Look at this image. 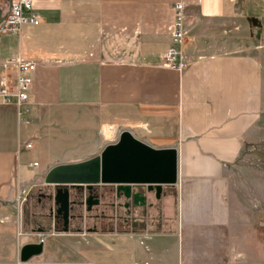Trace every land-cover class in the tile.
<instances>
[{
    "label": "crops",
    "instance_id": "crops-1",
    "mask_svg": "<svg viewBox=\"0 0 264 264\" xmlns=\"http://www.w3.org/2000/svg\"><path fill=\"white\" fill-rule=\"evenodd\" d=\"M32 1L39 22L0 37L10 90L15 68L3 60L36 64L24 110L14 95L0 101V264H20L21 245L61 228L51 197L58 188L80 201L59 235L94 240L82 244L83 259L264 264L252 197L263 187L241 161L264 132V0ZM178 1L189 60L182 71L161 64ZM123 130L175 150V182L158 199L147 192L151 205L117 208L124 197L99 184V203L88 207L84 187L44 183L51 167L99 154Z\"/></svg>",
    "mask_w": 264,
    "mask_h": 264
},
{
    "label": "water",
    "instance_id": "water-1",
    "mask_svg": "<svg viewBox=\"0 0 264 264\" xmlns=\"http://www.w3.org/2000/svg\"><path fill=\"white\" fill-rule=\"evenodd\" d=\"M9 0H0V22ZM176 179V154L173 148H154L135 138L128 130L120 132L118 139L105 145L99 154L88 159L51 167L44 175V183L56 186H80L88 192L84 204L90 207L99 200L92 194L96 185H114L115 196L124 197L133 206L146 204L147 192L158 199L163 185ZM61 212L64 225L69 219V194L67 189H56L51 195ZM67 228H64L66 231ZM43 251V242H30L20 246L19 261Z\"/></svg>",
    "mask_w": 264,
    "mask_h": 264
},
{
    "label": "built area",
    "instance_id": "built-area-1",
    "mask_svg": "<svg viewBox=\"0 0 264 264\" xmlns=\"http://www.w3.org/2000/svg\"><path fill=\"white\" fill-rule=\"evenodd\" d=\"M32 0H10L9 7L0 22V37L4 34H19L22 25L26 23L36 24L39 22L37 15L30 13L32 10ZM184 6L183 2L178 1L173 4V22L171 26V43L163 53L161 64L163 66L182 71L188 65V58L182 51V43L185 36L184 31ZM2 66L13 65L15 68V78L13 90L9 89L8 79L4 74L0 75V101L6 103L10 96L14 95L16 104L21 113L25 108L32 85V72L35 62L25 60L21 57L3 60ZM30 147L31 144H25ZM36 162L32 164L35 166ZM39 241L43 242V238Z\"/></svg>",
    "mask_w": 264,
    "mask_h": 264
},
{
    "label": "rangeland",
    "instance_id": "rangeland-1",
    "mask_svg": "<svg viewBox=\"0 0 264 264\" xmlns=\"http://www.w3.org/2000/svg\"><path fill=\"white\" fill-rule=\"evenodd\" d=\"M262 131V130H261ZM241 161L244 163L249 178L254 185L259 184L263 187V194L258 197L252 195L254 204L257 206L258 217L260 222L259 238L264 251V132L262 131L259 138L252 140L245 147ZM48 186V185H47ZM260 188V187H259ZM255 197V198H254ZM258 198V200H255ZM63 227L58 226L56 232L47 234L46 236L38 235L34 239L36 242L43 238V251L35 256L30 257L20 264H100L106 261V257L95 259L96 262L83 259L81 256L82 244L87 247L86 242H94L88 233L83 237L77 233H61ZM91 246V244H88ZM99 247H102L101 245Z\"/></svg>",
    "mask_w": 264,
    "mask_h": 264
},
{
    "label": "flooded vegetation",
    "instance_id": "flooded-vegetation-1",
    "mask_svg": "<svg viewBox=\"0 0 264 264\" xmlns=\"http://www.w3.org/2000/svg\"><path fill=\"white\" fill-rule=\"evenodd\" d=\"M94 190H95V188L93 189V191H92V194L94 195ZM94 196H96V195H94ZM97 197V196H96ZM116 197V196H115ZM122 197V196H121ZM121 197H119V198H121ZM117 198V197H116ZM123 199H125V198H123ZM80 203V201H78L77 199H74V200H69V218H70V216H72V215H74L75 213L74 212H71L72 211V207H71V205H77V204H79ZM110 204H112V205H114V203L113 202H111ZM147 205H151V204H147V200H146V204L145 205H143V206H137V207H135V206H133V204L131 203V201H129L128 199H125V201L124 202H118L117 204H115V207H117V208H123V207H130V206H132L133 208H136V209H144ZM56 206V209H55V215L57 216V217H59L60 218V220H61V223H62V227L63 228H68L69 226H68V223H69V219H68V223H67V225L65 226L64 225V219H63V216H62V214H61V212H58V206L57 205H55ZM71 207V208H70Z\"/></svg>",
    "mask_w": 264,
    "mask_h": 264
}]
</instances>
